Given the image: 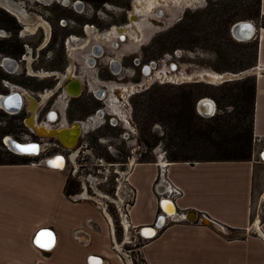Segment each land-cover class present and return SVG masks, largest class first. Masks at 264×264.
<instances>
[{
  "label": "rangeland",
  "instance_id": "rangeland-1",
  "mask_svg": "<svg viewBox=\"0 0 264 264\" xmlns=\"http://www.w3.org/2000/svg\"><path fill=\"white\" fill-rule=\"evenodd\" d=\"M5 1L12 6L24 8L33 16V20L36 17H42L39 21H43L44 25H39L33 30L32 28L26 30V25L17 20L20 25L18 38L24 43L25 53L17 60L19 66L10 74V79L2 80L3 88L7 89L8 93L11 90H17L28 91L34 96L40 95L41 101L45 103L39 109L40 117L43 119L46 112L54 107L55 101L59 98L63 99V93L60 97L61 90L58 88L61 75L56 74H65L69 67L73 66L75 73L81 75L85 83L82 94L69 102L68 116L73 121L86 120L90 116L94 119L87 122V130L81 136L76 148L66 149L57 140L39 137L35 132V137L39 139L30 138L32 130L24 123V117L28 116L26 109L17 114L22 116V124L16 119V115L0 107V127L9 131L5 136H1L3 146L1 145L0 149L8 148L5 139L7 136H12L20 142L41 141L42 151L36 156L28 155L38 159V162L58 153L65 154L66 171L71 179L79 183L80 190L75 194L97 198L100 204L106 206L107 211L114 216L119 239L121 240L124 236V240L129 236L128 243L122 248L130 264H145L139 253V247L144 242L143 237L134 228L124 231L121 224L116 203H120L119 197H123V192L121 191L117 196V189L120 184L122 190L126 189L128 183L125 178L128 177L132 166L141 160L143 155L153 159L164 157L169 161L168 147L183 141L184 138L182 136L174 138L165 134V127L155 121L149 123L150 130L144 131V108L142 105H135V101L139 102L147 91L157 86L170 85L178 91V87L188 89L189 86L199 85V95L202 96L209 92L218 93L220 87L228 81L236 83L247 77L251 80L256 77V41H239L230 30V33L219 37L218 41L222 48L218 49L208 46L204 41L194 43L188 37L178 35L176 25L185 15L187 17V14L191 15L197 11H209L212 7H218L217 4L224 0H170L167 2L161 0V3L156 1V6L151 11L136 15L139 16V23L136 27L132 26L126 30L127 41L121 40L116 34L104 43L100 42L101 36L111 31L113 27L129 24L130 15L136 12L135 7H141L139 2L141 0L135 2L134 0H80L83 2L81 7L75 5V2L79 0ZM239 2L253 7L251 11H254L256 0H239ZM2 8L5 9V6ZM242 17L258 22L250 18L251 16L244 15L235 23ZM87 24L90 25L86 27ZM87 29L93 33L89 34ZM10 35L7 30L0 29V38ZM73 36L80 40H71L68 43V38ZM99 43L105 55L96 58V65L91 66L86 62L87 58L93 56L92 48ZM116 43L119 46H116ZM138 57L141 64L137 66L134 60ZM112 59L123 64L119 75H115L110 69ZM154 61L157 67L152 71L147 68L149 70L143 74V67ZM173 64H176L177 68H174ZM166 72L172 76H164ZM207 72L229 73L235 76L231 77L233 80L219 78L217 81H211L204 76ZM173 75H178V78H173ZM63 77L66 78L67 75ZM101 81L110 82L111 85L122 84L113 87L112 98L110 94L107 95L108 99L113 100L110 104L96 99L91 91V88L94 90ZM137 83L140 85H136ZM121 87H129L137 91L135 93L131 91L130 96L124 98L118 91ZM47 90L54 91L49 98ZM204 97L211 98L209 95L201 98ZM222 103L223 109L233 110L228 100H223ZM26 106L33 111H37L39 107L33 106L32 101H28ZM99 108H104L106 112L104 118L95 116ZM117 108L119 110H116ZM113 119L118 120L119 123L112 124ZM147 142L151 146H148ZM255 143L254 139L252 159L256 161V174L253 219L257 221L259 218H264V161L259 152L264 148V140L257 141L256 145ZM262 143L263 145H260ZM200 157L201 155H197L195 158ZM133 200L127 199L126 202L133 203Z\"/></svg>",
  "mask_w": 264,
  "mask_h": 264
},
{
  "label": "crops",
  "instance_id": "crops-1",
  "mask_svg": "<svg viewBox=\"0 0 264 264\" xmlns=\"http://www.w3.org/2000/svg\"><path fill=\"white\" fill-rule=\"evenodd\" d=\"M255 25L256 145L264 140V26ZM157 173V162H136L128 173L136 191L129 222L137 232L161 213ZM255 174V159L170 161L169 176L184 190L177 207L206 218L169 220L143 238L144 263L264 264V218L253 219ZM69 175L40 161L0 164V264H130L122 248L129 236L119 239L97 198L67 194Z\"/></svg>",
  "mask_w": 264,
  "mask_h": 264
},
{
  "label": "trees",
  "instance_id": "trees-1",
  "mask_svg": "<svg viewBox=\"0 0 264 264\" xmlns=\"http://www.w3.org/2000/svg\"><path fill=\"white\" fill-rule=\"evenodd\" d=\"M217 6L212 7L209 11H197L191 15L187 14V17L185 15L181 22L176 25L178 35L188 37L194 43L204 41L208 46L221 49L219 37L230 33L232 24L239 17L249 15L250 18L258 20L259 26H264L261 0H256L254 11H251L253 7L246 6L239 0H224ZM242 20H246V17H242L238 21ZM1 28L10 32L11 35L0 38V55L19 60L25 53L24 43L18 38L20 25L14 15L0 6ZM257 47V42H255V62ZM4 79H10V74L0 65V94L8 93V90L2 86ZM175 90L170 85L157 86L147 91L144 98L139 102L135 101V105L139 104L144 108V131L150 130L149 123L155 121L160 122L165 127V134L174 138L178 136L184 138L183 141L168 147L169 161L252 160L256 78L250 80L247 77L238 80L236 83H229L228 81L220 87L218 93L203 94L202 96L209 95L217 104L216 113L210 117L202 116L196 109V104L202 97L199 95V85L189 86L188 89L187 87H178V91ZM223 100H228L233 106V110L223 109ZM15 117L23 124L22 116L16 115ZM8 133L6 128L0 127V138ZM1 145L3 146L0 139ZM147 145L151 146L149 142ZM197 155H201V157L195 158ZM156 161L157 159L143 155V158L138 162ZM31 162H38V159L16 154L8 148L6 150L0 149V164H27ZM79 190V183L69 176L66 184L67 194L72 196Z\"/></svg>",
  "mask_w": 264,
  "mask_h": 264
},
{
  "label": "water",
  "instance_id": "water-1",
  "mask_svg": "<svg viewBox=\"0 0 264 264\" xmlns=\"http://www.w3.org/2000/svg\"><path fill=\"white\" fill-rule=\"evenodd\" d=\"M79 4H81V2H77L76 5L79 6ZM0 6L4 7L1 3H0ZM5 9L8 12H10L12 15L19 18V16L13 13L12 10L8 9L7 7H5ZM23 11H25L26 13L25 9ZM255 30H256V25H255V22L252 20L238 21L231 28L232 35L239 41L251 40L255 36ZM243 32H244V35H242ZM246 32L247 34H245ZM121 37L125 38V35L122 34ZM239 38H242V40H240ZM0 65L7 72L12 73L15 70H17L19 63L16 59L12 57H9V56L1 57L0 56ZM174 68H176V66H174ZM62 85H64L62 92L66 94L67 96L78 97L82 94L83 81L77 75H72L68 80H66V78L61 79V83L59 87ZM30 99L33 100L35 104H39L38 106H40L43 103L41 101L42 97L40 95L34 96L32 93L28 91L11 90L9 93L0 94V105L3 104V107L1 108L4 109L6 112L10 114H16L22 109L25 103H28V101L29 102L31 101ZM196 108H197V111L205 117L213 116L217 111V106H216L215 101L209 97L201 98L197 102ZM27 109L31 112V114L25 118L24 120L25 124L30 129H32L35 132V134L38 135L39 137L56 139L59 142V144H61L66 149H75L77 144L80 141L81 136L87 130V127H86L87 120H75L70 124H66V125H62L60 127L54 128L49 134H43L39 132L36 129V127H31V125H29L28 119L30 117L34 116V118L36 119V115L33 114L36 111H33V109L29 107H27ZM98 114L101 115L102 111H99ZM14 143L16 144V146L9 145L7 143L6 145L12 152L16 154H29L30 153V154L38 155L40 153L41 144L39 142L33 141V143L32 142L31 143H20V141L18 142L16 140L14 141ZM28 146H32V147L28 148ZM60 156H65V154L62 155L61 153H58L57 155L55 154L50 157H45L41 159L40 162L44 165L52 166L51 161L57 159ZM261 158L264 160V150L261 153ZM163 190L164 188L160 190L161 194ZM160 208H161V213L158 215L156 222L153 225L143 226L139 229V234L143 238L145 239L153 238L157 234L158 230L162 229L168 223L169 220H177V219L186 218L190 221H195L197 219L206 218L205 216L197 215V213L195 212H192V214L191 212H186L184 215V213L181 212L179 208L177 207L176 202L165 196H162L160 199Z\"/></svg>",
  "mask_w": 264,
  "mask_h": 264
},
{
  "label": "flooded vegetation",
  "instance_id": "flooded-vegetation-1",
  "mask_svg": "<svg viewBox=\"0 0 264 264\" xmlns=\"http://www.w3.org/2000/svg\"><path fill=\"white\" fill-rule=\"evenodd\" d=\"M163 2H164V0H162ZM161 0L159 1V3H161L162 2ZM77 2H81V4H79V7H81V5L83 4V2L82 1H77ZM77 2H75V5L77 4ZM12 6V5H11ZM133 6H134V4H133ZM135 7V6H134ZM12 9L15 11V12H17L16 14L17 15H19V17H20V19L22 20V22H25V19L26 18H28V19H30L31 21H32V23L33 24H37L38 26L39 25H41V26H43L44 25V22L43 21H39V20H42V17H36L35 18V20H38V21H35V20H33V16H31L30 14H28L27 13V11H26V13H25V11H23V9L20 7V6H12ZM135 10H136V7H135ZM20 12V13H19ZM22 13V14H21ZM161 13V11L159 10V14ZM23 15V16H22ZM136 15H140L137 11L135 12V13H132L131 15H130V23L129 24H127V25H125V26H122V27H115V30H111V31H109V32H107L106 34H104L103 36H101V39L100 40H102V41H100L101 43H104V42H106L107 40H109V39H111L112 37H114L116 34V36H118L121 40H125L126 39V41H127V31H126V29H130L132 26H135L134 24H135V22L136 21H138L139 20V16H136ZM133 16H134V18H133ZM16 17V16H15ZM17 18V20L20 22V23H22L21 22V20H19V18L18 17H16ZM26 23V22H25ZM23 24V23H22ZM88 25H90V24H87V26L86 27H88ZM136 27V26H135ZM114 28V27H113ZM26 30H27V28H26ZM87 31H88V33L89 34H91V33H93L90 29H87ZM119 31V32H118ZM115 32V33H114ZM110 33H112L113 35L111 36V37H109V34ZM122 34H124L125 35V38H122L121 36H122ZM97 36V35H96ZM79 41L80 39L78 38H74V36L73 37H69L68 38V43H70V41ZM68 43H66L67 45H68ZM116 46H119L117 43L115 44ZM83 46H85V45H83ZM92 57H88L87 58V63L89 64V65H96V63H97V59L96 58H100V57H102V56H104L105 55V51H104V49H103V47L101 46V44L99 43V44H95L94 46H93V48H92ZM1 57H2V55H0ZM134 64L135 65H140L141 64V60H140V58L138 57V58H135V60H134ZM174 65V64H173ZM122 66H123V64L121 63V62H119L118 60H111L110 61V69H111V71H112V73H114L115 75H119L121 72H122ZM155 66V67H154ZM174 66H176V68H177V65L175 64ZM157 67V63L154 61V62H151L150 64H147V65H145L144 67H143V74H145V72H147L149 69H147V68H150V71H152V69L153 68H156ZM69 68H73V66H70ZM74 69V68H73ZM7 73H9V72H7ZM9 74H11V73H9ZM54 74H56V73H54ZM149 74H151V73H149ZM56 75H61L60 77H59V85H60V83H61V79H63V78H65V77H63V76H65V75H67V77H66V80H68L72 75H77L76 73H75V71H74V73H70L69 72V69H68V71H66V73L64 74V73H58V74H56ZM79 78H81L82 79V81H83V88H84V79H83V77L81 76V75H77ZM103 83H106V84H103ZM118 85H122V84H119V83H117ZM118 85H111L110 84V82H107V81H101L100 82V84L98 85V86H96V88H94V90H93V88H91V91L94 93V96L96 97V99H98L99 101H107V103H111V101H112V99H108V94H110V89H111V87H117ZM136 85H140V84H136ZM128 86H130V85H128ZM59 88V90H61V93H60V97H61V94L63 93L62 92V90H63V88H64V85H62V86H60V87H58ZM47 92V94L49 95L48 96V98L50 97V96H52V94H54V91L53 90H47L46 91ZM83 92V91H82ZM136 92V90L134 89V91L132 90V93H135ZM66 94H62V98H63V100H65V98H66ZM130 96V95H129ZM110 97L112 98V95L110 94ZM72 98H74V97H68V100L66 101V104L64 103V101L63 100H61V98H59L58 100H56L55 101V103H54V107L52 108V109H49L47 112H46V114L43 116V119H41V112H40V107H42L44 104L42 103L39 107H38V109H37V111L36 112H34L35 113V115H36V119H37V121H36V124L38 125V126H41V125H43V126H46L47 128H49V129H51V128H54L53 126H58V127H60V126H62V125H66V124H70V123H72L73 122V120H71L70 119V116H68V113H67V109H68V107H69V102L71 101V99ZM50 100V99H49ZM31 102V101H30ZM103 103H105V102H103ZM32 105L33 106H35V107H37L39 104H35L34 103V101H32ZM24 109H26L25 111H28V115H30L31 114V112L27 109V106H26V103H25V105L22 107V109L18 112V113H16V114H12V115H17V114H19V113H21L22 111H24ZM116 110H119L118 108L116 109ZM99 111H102V114L101 115H99V114H97V115H95V116H97V117H102V118H104L105 117V114H106V112H105V110H104V108H99L98 109V111H97V113L99 112ZM26 117H24V119H25ZM52 119H54V120H52ZM92 120L93 119V116L91 117H88L86 120V123L89 121V120ZM60 121V122H59ZM75 121V120H74ZM25 123V122H24ZM111 123L112 124H114V125H117L118 123H119V121L118 120H116V119H113L112 121H111ZM50 124H52L53 126H51ZM56 124V125H55ZM30 130H32V129H30ZM32 133H31V135H30V138H35V139H39V138H37V137H35V134H34V131L32 130L31 131ZM34 136V137H33ZM15 139V138H14ZM56 140V139H55ZM26 142H33V141H26ZM35 142V141H34ZM41 145V148H40V152L42 151V142L41 141H38ZM59 143V142H58ZM23 155V154H22ZM31 155V154H30ZM29 155V156H30ZM28 156V155H27ZM33 156H36V155H33Z\"/></svg>",
  "mask_w": 264,
  "mask_h": 264
},
{
  "label": "bare ground",
  "instance_id": "bare-ground-1",
  "mask_svg": "<svg viewBox=\"0 0 264 264\" xmlns=\"http://www.w3.org/2000/svg\"><path fill=\"white\" fill-rule=\"evenodd\" d=\"M136 0H134V2H135ZM156 1L157 2H159V0H141V1H139L140 2V4H141V7L140 8H137L136 7V11L139 13V14H142L143 12H147V11H151L155 6H156ZM167 1H170V0H164V2H167ZM177 2V1H176ZM0 3L2 4V5H4L5 7H7L8 9H10V10H12V12L13 13H17V12H15L13 9H12V6L10 5V4H8V3H6V1L5 0H0ZM23 9V8H22ZM146 9V10H145ZM24 10V9H23ZM19 16V15H18ZM19 20H21L20 19V17H19ZM21 22H22V20H21ZM26 22V23H25ZM25 22H22L24 25H26V28H27V30L28 29H31L32 28V30L33 29H35L38 25L37 24H33L32 23V21L30 20V19H28V18H26L25 19ZM139 22L138 21H136L135 22V26L138 24ZM32 25V26H31ZM113 30H115V27L113 28ZM127 30V29H126ZM119 32V31H118ZM115 33V32H114ZM242 34V33H241ZM245 34H247V32L245 33ZM113 34L112 33H110L109 34V37H111ZM242 35H244V32H243V34ZM240 40H242V38H239ZM69 72L72 74V73H74V69L73 68H69ZM226 74V75H225ZM225 74H220V73H216V72H207L206 74H204V76L207 78H209L211 81H217V80H219V78H223V77H225L226 76V78H229V79H231V77H233V76H235V74H229V73H225ZM166 75V77H170V76H172V75H169L168 74V72H166L165 74H164V76ZM225 75V76H224ZM163 76V77H164ZM174 77H177L178 78V75H173V78ZM225 79V78H224ZM106 84V83H105ZM134 88V87H133ZM113 90H114V88L113 87H111V89H110V94L112 95V92H113ZM118 91H119V93L124 97V98H127L129 95H130V93H131V91H132V89H130L129 87H121V88H119L118 89ZM137 91V90H136ZM64 94V93H63ZM68 97L69 96H66V98H65V100H63L64 101V103L66 104V101L68 100ZM31 100V99H30ZM31 101H33V100H31ZM112 102H113V100H112ZM0 107H3V104H1L0 105ZM5 107V106H4ZM38 108V107H37ZM10 111V110H9ZM34 115H35V113H33ZM94 119V118H93ZM36 121H37V119H35L34 118V116L33 117H30L29 119H28V122H29V125H31V127H36V129L39 131V132H41V133H43V134H49L54 128H56V127H58V126H53L52 124H50L51 126H53L54 128H51V129H49V128H47L46 126H43V125H41V126H38L37 124H36ZM92 121V120H91ZM86 127H87V123H86ZM5 141H6V143L7 144H9V145H15L16 146V144L14 143V141H16L12 136H7V138L5 139ZM28 141H30V140H28ZM19 142V141H18ZM20 143H31V142H26V141H22V142H20ZM33 143V142H32ZM30 147H32V146H28V148H30ZM40 148H41V146H40ZM30 154V153H29ZM29 154H23V155H29ZM20 155H22V154H20ZM31 155H36V154H31ZM57 155V154H56ZM63 155V154H62ZM164 162V161H163ZM66 164H67V159H66V157L65 156H60V157H58L57 159H55V160H53V161H51V165L52 166H54V167H58V168H64V167H66ZM171 207V206H170ZM127 224L126 225H128V221L126 222ZM99 263V262H98ZM97 263V264H98Z\"/></svg>",
  "mask_w": 264,
  "mask_h": 264
},
{
  "label": "built area",
  "instance_id": "built-area-1",
  "mask_svg": "<svg viewBox=\"0 0 264 264\" xmlns=\"http://www.w3.org/2000/svg\"><path fill=\"white\" fill-rule=\"evenodd\" d=\"M255 141H256V139H255ZM156 162L158 164V173H157L156 180L164 188L161 195L165 196L171 200H174L176 202L177 199L180 198L184 194V190L181 186H179L177 183H175L169 176L170 161H168L164 157H160V158H157ZM125 179H126L128 184H126V189L122 190V186L119 183L120 185L118 186V189H117V196L122 191L123 197L122 198L119 197L120 203L119 202L116 203V206L118 208L120 218H121V224L124 228V231L130 230L131 228H133V225H131V223L129 222V210H130L133 203L126 202V200L127 199H129V200L134 199L135 200V198H136L135 189L133 188V186H131L128 177H126ZM80 196H82V195H78V196L76 194L72 195V197H80ZM134 200H133V202H134ZM124 205H126V207ZM101 206L104 208V210L106 212L110 213L109 211H107L106 206H104L102 204H101ZM125 209H126V211H125ZM183 219H186V218H183ZM177 220H180V219H177ZM126 221H128V225H126ZM174 221H176V220H174Z\"/></svg>",
  "mask_w": 264,
  "mask_h": 264
}]
</instances>
